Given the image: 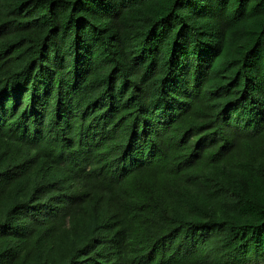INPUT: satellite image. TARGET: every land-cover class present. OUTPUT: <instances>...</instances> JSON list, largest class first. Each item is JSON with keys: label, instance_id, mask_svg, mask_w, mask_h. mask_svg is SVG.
<instances>
[{"label": "trees", "instance_id": "16d2710c", "mask_svg": "<svg viewBox=\"0 0 264 264\" xmlns=\"http://www.w3.org/2000/svg\"><path fill=\"white\" fill-rule=\"evenodd\" d=\"M0 264H264V0H0Z\"/></svg>", "mask_w": 264, "mask_h": 264}]
</instances>
